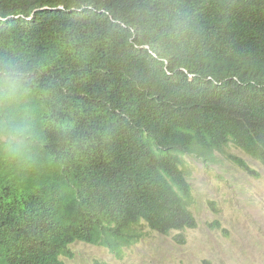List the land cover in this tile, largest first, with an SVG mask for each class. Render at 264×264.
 <instances>
[{"label": "trees", "instance_id": "trees-1", "mask_svg": "<svg viewBox=\"0 0 264 264\" xmlns=\"http://www.w3.org/2000/svg\"><path fill=\"white\" fill-rule=\"evenodd\" d=\"M179 144L264 163V0H0V264L196 228Z\"/></svg>", "mask_w": 264, "mask_h": 264}, {"label": "rangeland", "instance_id": "rangeland-1", "mask_svg": "<svg viewBox=\"0 0 264 264\" xmlns=\"http://www.w3.org/2000/svg\"><path fill=\"white\" fill-rule=\"evenodd\" d=\"M227 153L245 159L247 168L235 166L225 154L209 165L184 155L196 228L168 236L152 232L119 261L108 250L83 243L72 247L74 258L62 259L66 264H264V163L236 149ZM217 221L221 227H209ZM179 234L181 243L175 240Z\"/></svg>", "mask_w": 264, "mask_h": 264}, {"label": "clouds", "instance_id": "clouds-1", "mask_svg": "<svg viewBox=\"0 0 264 264\" xmlns=\"http://www.w3.org/2000/svg\"><path fill=\"white\" fill-rule=\"evenodd\" d=\"M4 87L7 88V89H13V88L15 87V83L12 82V81H9L6 85H4ZM179 146H180V144L177 145L178 148L175 149V150L172 152V155H179L180 158H181V160L184 161V166L186 167V160L184 159V155H186L187 153L183 154L182 151H180L181 146H180V147H179ZM179 148H180V149H179ZM236 150L242 152L243 154H245L246 156L250 157L251 159L256 160V159L252 158L251 155H248V154H246L245 152H243V151H241V150H239V149H236ZM219 154H222V153H219ZM188 155L196 159L195 156H193V155H191V154H188ZM225 155H226L227 159H228L230 162H232V163L234 164V162L231 161L230 158H228L227 154H225ZM232 155H234V154H232ZM235 156H237V155H235ZM237 157H238V156H237ZM218 158L221 159L220 156H218ZM238 158H240V157H238ZM219 159H218V160H219ZM241 159L244 160V162L247 163V161H246L245 159H243V158H241ZM256 161H258L259 163L263 164L262 161H260V160H256ZM211 164H212V163H211ZM234 165H235V164H234ZM167 166H168V165H167ZM235 166H237V165H235ZM250 170H254V169L251 167ZM254 171L258 174V176H257V174H253V173H251V175H252L253 177H255V178H258V177L260 176L259 173H258L256 170H254ZM189 178H190V177H189ZM189 182H190V179H189ZM190 183H191V182H190ZM192 212H193V211H192ZM193 215H194V214H193ZM217 222H219V221H217ZM220 224H221V223H220ZM188 228H190V227H187V229H188ZM134 229H135V228L132 227V231H131V236H132L133 244H132L130 247H127V248L125 249V253H126V251H127L128 249H132V248L135 247L136 245H139L141 242H145V241L147 240V238H148V235H149V234H152V232L155 233L156 235L160 234V233L156 232V230L152 229V228L150 227V225H149L146 221H144V220L141 221L140 224L137 226V229L141 231V234H138L137 232H135ZM191 229H193V228H191ZM185 230H186V229H185ZM185 230H184V231H185ZM173 232H178V231H173ZM180 232H182V231H180ZM171 233H172V232H170L169 235H171ZM160 235H163V234H160ZM164 236H168V235H164ZM77 243H83V244L91 245V246H94V247H101V248H104V249L108 250L107 248L102 247V246H96V245H94V244H90V243H86V242L78 241V242H75V244H73V245L71 246V252H72V254H73V256H72L71 258H74V252H73V250H72V247H73L74 245H76ZM108 252H109V250H108ZM109 253H110V252H109ZM110 254H111V253H110ZM111 255H113V254H111ZM113 257H114L116 260H118V261L120 260V259H117V258L115 257V255H113ZM65 258H67V257H65ZM65 263H66V262H65Z\"/></svg>", "mask_w": 264, "mask_h": 264}]
</instances>
